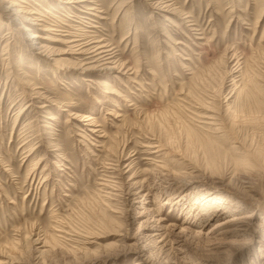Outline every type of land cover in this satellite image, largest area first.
<instances>
[{"label": "rangeland", "instance_id": "rangeland-1", "mask_svg": "<svg viewBox=\"0 0 264 264\" xmlns=\"http://www.w3.org/2000/svg\"><path fill=\"white\" fill-rule=\"evenodd\" d=\"M4 1L0 264H264V0H94L103 19ZM84 31L122 69L28 42Z\"/></svg>", "mask_w": 264, "mask_h": 264}, {"label": "bare ground", "instance_id": "bare-ground-1", "mask_svg": "<svg viewBox=\"0 0 264 264\" xmlns=\"http://www.w3.org/2000/svg\"><path fill=\"white\" fill-rule=\"evenodd\" d=\"M57 2H59V4L61 3V7L63 9H68V11L71 12V10L73 11H76V12H72V14H74L73 18L71 19H80L78 18V14H81L82 15H85V16H81V17H85L83 19H87L86 16H92V17H95V18H100V19H103L102 17L100 16H97L95 15V13H103L101 11H97V6H96V3L94 2V0H56ZM149 1L150 3V6L153 10H157V11H160V12H164V13H168V14H173V8L171 9V6L168 5V3L165 1V0H147ZM5 1L4 0H0V3H4ZM7 3V2H6ZM96 6V7H95ZM11 7H14V5ZM10 7V8H11ZM10 8H3V10L5 12H9L11 13V10ZM23 11H14V13L17 15V17H14L13 16V12L12 14H7L9 15L10 17H14L13 19H11V21H16L18 19H21L22 21L20 22H25L27 23L28 25L30 24L29 22L31 21H35V20H30V19H24L23 17H20L19 16V13H21ZM28 13V15H30V17H33L34 15V12H26ZM14 14V15H15ZM37 14V13H36ZM99 15V14H98ZM6 16V15H5ZM9 16H6L8 19H10ZM50 16V15H49ZM19 17V18H18ZM40 18V16H38ZM55 17V16H54ZM18 18V19H16ZM39 18H37L38 20L36 21H40L42 22V20H39ZM46 18V17H45ZM44 18V19H45ZM58 18V17H56ZM55 18V19H56ZM34 19V18H33ZM33 24V23H32ZM37 24V23H36ZM26 26V25H25ZM25 26H23L22 28V31L24 30H27L25 28ZM31 26V25H30ZM91 27V26H90ZM57 29V28H56ZM11 30V29H10ZM15 30V29H13ZM12 30V32H13ZM44 32H49V30H45V28L42 30ZM11 32V31H10ZM11 32V33H12ZM64 32V31H63ZM67 33V31H65ZM11 33H8V34H11ZM53 33V32H52ZM57 33V32H55ZM91 32H86L84 31V33L81 35V36H78L76 37L77 39H71L69 41H61V40H55V39H51V38H47V37H42V36H39L37 34H32L30 35V37H28V42H32L34 41L35 44H36V39H46L48 41H52V42H60L62 44L65 45L66 49L63 50V52H60V53H53V48H50L48 46H44V45H40L38 48H36V50L38 51V54L39 56H44V57H48L46 54L48 53H53L52 55L54 56H58L57 58H54L53 60H50V62H52V65L56 66V67H59L60 69L63 67L65 68L68 72L69 71H80L81 73H85V72H90V71H93V70H98V72H106V71H110V70H114L115 68L120 70L122 69L123 67V64H114V60H115V53H114V49L109 46L106 42H104V39H99L97 40L98 38H96V36H94V38H91L89 39L91 36H89ZM54 36V35H53ZM60 36V35H59ZM65 36V35H63ZM56 37V35H55ZM54 37V38H55ZM70 37V36H69ZM59 38V37H58ZM61 38V37H60ZM68 38V37H67ZM39 43V42H38ZM37 45V44H36ZM84 56V61H86V63L82 64L81 61L78 62L79 60L76 59V61L78 62L77 64H73L70 62V60L64 56ZM79 56V57H80ZM73 58V57H72ZM89 62V63H87ZM93 65H96V66H93ZM109 65H113L112 67H109ZM128 71V70H127ZM116 72H119V71H116ZM200 107V106H199ZM201 108V107H200ZM204 108V107H203ZM206 109H208L206 107ZM205 109V110H206ZM204 110V111H205ZM207 111V110H206ZM205 111V112H206ZM77 114V113H76ZM210 114V113H209ZM215 114V113H214ZM69 115V114H68ZM72 115V114H71ZM74 115V114H73ZM211 115V114H210ZM75 116V115H74ZM216 116V115H215ZM198 117V116H196ZM203 118V117H202ZM73 119L75 120H78L80 122H86V126H94V118L89 116V117H85L84 120L83 119H80L79 116H75L73 117ZM201 119V117L199 118ZM204 119V118H203ZM206 119L209 121V122H213L214 120V117L212 116H208L206 117ZM216 121V120H215ZM204 124V123H202ZM207 125V124H206ZM210 125V124H208ZM213 125V123L211 124ZM210 125V126H211ZM209 127V126H208ZM213 128V127H212ZM92 131V130H91ZM206 131V129L204 130ZM96 132V131H95ZM93 132V133H95ZM153 147V145L151 146ZM157 147V146H156ZM159 148V146H158ZM161 148V147H160ZM157 149V148H155ZM159 150V149H157ZM158 152V151H157ZM156 153V152H155ZM185 160V159H184ZM114 166V165H113ZM130 167V165L128 166ZM126 167V168H128ZM107 168V167H106ZM111 168V167H110ZM113 172V171H112ZM114 179V178H113ZM113 182V181H112ZM110 184V183H109ZM103 185L105 188L106 191H108V193H105L108 194V197L112 196V197H117L119 194H122L123 192L121 191L120 188L116 187V186H113L111 185ZM114 184V183H113ZM109 186V187H108ZM135 194V193H134ZM140 193H138L139 195ZM107 197V196H106ZM221 210V209H220Z\"/></svg>", "mask_w": 264, "mask_h": 264}]
</instances>
